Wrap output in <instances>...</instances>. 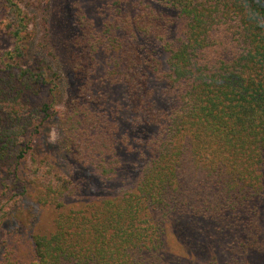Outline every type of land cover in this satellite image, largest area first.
Segmentation results:
<instances>
[{"label": "trees", "instance_id": "1", "mask_svg": "<svg viewBox=\"0 0 264 264\" xmlns=\"http://www.w3.org/2000/svg\"><path fill=\"white\" fill-rule=\"evenodd\" d=\"M0 7V224L24 196L50 210L0 264H264V0L76 6L62 110L22 7ZM55 118L80 181L39 149Z\"/></svg>", "mask_w": 264, "mask_h": 264}, {"label": "rangeland", "instance_id": "2", "mask_svg": "<svg viewBox=\"0 0 264 264\" xmlns=\"http://www.w3.org/2000/svg\"><path fill=\"white\" fill-rule=\"evenodd\" d=\"M102 0H17L22 7L28 21V31L26 32V41L28 46V57L31 61L35 59L41 60L42 64L50 65L59 75V91L60 100L56 105L58 110H62V102L68 99L74 93L71 81L64 70V62L62 55L67 46H70L72 38L77 33L76 18L74 15L76 6H83L86 10H92ZM105 1V0H103ZM3 15V7H0V18ZM140 44L143 42L139 39ZM12 40L7 37L4 32L0 33V52H4L12 48ZM52 128L48 141L49 147L39 146L43 154L48 155L56 169L62 174H69L74 179L82 180L85 174L81 168L71 164L68 157L63 158L62 154V138L63 135L55 118L52 121ZM46 138L40 139L43 142ZM131 178L137 171L136 164H131ZM91 175V172L89 176ZM89 178V181H95L99 184L96 177ZM10 179V180H9ZM6 180L10 189L14 188L15 182L13 178ZM33 192L34 189H31ZM106 193V190L93 188L86 198L96 197ZM2 199L0 194V200ZM50 210L45 207L38 206L33 199L24 196L16 201L10 207L6 217L0 224V258L3 245L9 238L19 235L22 241L27 238L30 232H33L37 225L44 226L49 221Z\"/></svg>", "mask_w": 264, "mask_h": 264}]
</instances>
